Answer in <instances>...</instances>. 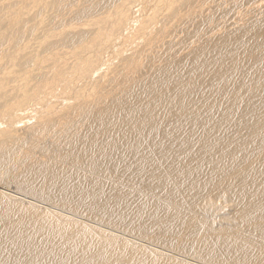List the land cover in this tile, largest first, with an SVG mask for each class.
<instances>
[{"label":"bare ground","instance_id":"bare-ground-1","mask_svg":"<svg viewBox=\"0 0 264 264\" xmlns=\"http://www.w3.org/2000/svg\"><path fill=\"white\" fill-rule=\"evenodd\" d=\"M0 264H264V0H0Z\"/></svg>","mask_w":264,"mask_h":264}]
</instances>
